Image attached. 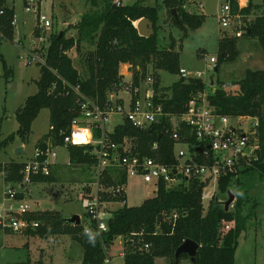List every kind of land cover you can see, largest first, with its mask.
I'll list each match as a JSON object with an SVG mask.
<instances>
[{
  "label": "trees",
  "instance_id": "1",
  "mask_svg": "<svg viewBox=\"0 0 264 264\" xmlns=\"http://www.w3.org/2000/svg\"><path fill=\"white\" fill-rule=\"evenodd\" d=\"M91 2L98 5L97 0ZM187 2L188 0H163L174 26L182 31L184 37L188 36L189 31L201 27L205 21L204 16H194L186 11ZM227 4L235 16L248 17L253 12L261 13L247 29L246 37L258 40L264 50V0L261 5H254L250 1L244 8L240 7L239 0H227ZM174 9L178 11L177 19L171 12ZM159 11V6L149 5L144 0H137L130 5H117L111 0H106L103 11L87 14L79 21L75 26L77 34L74 36L67 37L63 33L60 37V34H51L48 37L46 66H41V77L37 82L38 92L27 98L25 104L17 111L18 131L0 143V150L14 144L16 136L23 143H28L33 122L43 109H48L50 132L38 141L36 148L45 150L47 142L50 141L57 147L67 148L71 164L96 167L98 161L93 146L64 144V138L71 134V124L75 112L79 109V98L68 85L79 86L88 97L98 98L104 104L109 94L123 87V82L120 81V66L123 64L129 65L135 86L139 85L140 74L145 75L150 65L153 66L158 79L157 88L161 83L157 72L178 76L180 54L175 45L165 49L159 44ZM144 18L154 24L155 34L149 38L140 36L136 28V22ZM14 19L15 10L9 6V0H0L1 40L14 41ZM34 34L36 37L41 35L37 29ZM83 42L95 45L96 48L86 58L88 75L85 79L80 77L69 56L73 49L80 51ZM236 42L237 40L228 38L219 41L220 65L237 58L239 53ZM0 64L7 70L3 55H0ZM53 86L56 89L51 93ZM238 86L239 89L234 94L226 91L224 87L217 89L215 93L207 96V103L218 116L233 119L256 118L259 126L254 142L258 149L255 157L248 163H242L236 170L228 171L220 178L217 196L210 201L207 210L202 201L205 183L201 179H183L179 185L171 188L161 183L156 195L145 200L140 206H124L116 210L108 222V231L102 236L97 234L91 222V232L86 234L84 223L69 224L55 211L28 214L26 219L38 221L40 227L25 234L70 235L83 251L82 264H104L106 251L117 243L118 239L125 241L124 264H156L158 258L168 260L169 264H181L183 259L189 257L185 255L176 259L175 254L188 240L200 246L193 264H236L241 235L247 230L254 213L257 217L260 212L257 200L246 212L251 199L250 189L238 178L256 176L264 181V70H247ZM205 89L206 85L201 80L178 79L168 89V94L164 93L165 89L162 88L161 99L157 100V103L162 104L165 113L181 117L188 111L190 102L199 100ZM170 136L171 125L167 121L149 130L136 129L130 123L124 122L114 128L109 140L111 143L122 145L124 140L128 139L133 153L155 157L164 164L175 165L177 160L174 155V141ZM155 143L159 144V151H152ZM202 162L200 159V163ZM26 166L27 162L7 164L4 170L5 179L22 183ZM53 179L51 173L50 176L33 177L32 183H47ZM102 183L105 187H116L127 183V178L122 170L107 169ZM235 188L236 193L233 191ZM229 193L235 196V201L233 209L226 212L224 204L229 198ZM17 198L22 199L21 193L17 194ZM113 200H126V196ZM227 223L234 224L229 231H225Z\"/></svg>",
  "mask_w": 264,
  "mask_h": 264
},
{
  "label": "rangeland",
  "instance_id": "2",
  "mask_svg": "<svg viewBox=\"0 0 264 264\" xmlns=\"http://www.w3.org/2000/svg\"><path fill=\"white\" fill-rule=\"evenodd\" d=\"M106 0H97L98 5H93L91 0H9V6L15 10L16 26L14 41L0 39V55L6 60L7 70L1 66L0 70V143L8 137L15 135L18 131L16 120L17 111L25 104L27 98L38 92L37 82L41 77V65L32 62L28 57V49L37 48L39 39L34 34L37 29L40 34L49 37L51 34H66L67 37L77 34L75 26L87 14L103 11ZM110 1V0H109ZM113 1V0H111ZM123 5L133 4L137 0H119ZM145 3L159 6V21L157 37L161 48L169 49L175 45L180 54V69L185 68L196 73L206 70V66L212 57L217 59V67L220 65L219 41L224 38L237 40V58L223 62L219 71L205 76V96L213 94L215 90L224 87L229 93H236L239 89L238 83L244 78L247 70H264V50L258 40L246 37V31L253 20L261 13L253 12L248 17H239L232 22L228 28H223L219 21L220 12L227 4V0H188L186 11L194 16H204L205 21L201 27L189 31L184 37L181 30L173 24L169 10L163 4V0H144ZM254 5H261L263 0H251ZM249 4V3H248ZM32 5L30 12L26 11ZM172 12V11H171ZM45 15L52 23V28L44 32L38 28L37 15ZM178 11L176 10V14ZM138 22H136L137 25ZM234 28L241 32V36L231 33ZM238 37V38H234ZM20 45H19V43ZM40 47V45H39ZM95 45L83 42L81 50L73 49L69 56L73 60L74 67L79 71L82 79L88 75L86 58L90 52L95 50ZM226 60L228 58L226 57ZM120 66L122 89L114 93L113 101L118 103L119 97L125 99L127 107L130 96L124 92L126 83L131 81L132 73L129 65ZM154 73L152 65L148 68ZM159 73V74H158ZM162 81L164 93L178 80V76L165 72H157ZM179 75V74H178ZM215 86L211 87L213 84ZM109 131L124 123V117L112 115ZM236 120L233 119L235 124ZM250 120L239 121V127L249 130ZM50 112L43 109L32 124V133L29 142L26 143L25 154L21 159L30 161L34 159L36 144L50 132ZM252 125V124H251ZM22 142L16 136L14 144L0 150V172H5V167L11 162L19 161V155L15 150ZM51 144V143H50ZM52 146H55L52 144ZM41 150V149H39ZM58 158L56 165L52 168L53 181L47 183L27 184L23 190L19 184L6 180L0 174V204L9 189L21 193L22 199L6 201V207L13 205L15 209L20 204H27L32 213L55 211L59 212L63 219L73 215L81 217L82 224H88L86 213L82 207L84 186L95 183V167L71 164L69 152L65 147H57ZM121 171V169H117ZM249 190L248 208L259 201L260 212L257 217L252 216L247 230L239 242L236 264H264V181L258 177L240 176ZM217 183L212 181L208 187L209 193H216ZM235 193L237 189L233 190ZM233 192V193H234ZM156 195V187L145 183L140 177H131L126 187V202L128 207L142 205L145 200ZM228 201V200H227ZM204 208L207 210L210 199L203 200ZM121 205L115 206L120 209ZM233 209V204L230 206ZM225 234V233H224ZM119 240V239H118ZM125 241L120 239L107 251L110 264H124L123 249ZM83 251L70 235L58 233L54 235L31 236L16 234L4 230L0 226V264H82ZM158 264H169L164 258ZM164 259V260H163ZM181 264H192L189 259H183Z\"/></svg>",
  "mask_w": 264,
  "mask_h": 264
},
{
  "label": "built area",
  "instance_id": "3",
  "mask_svg": "<svg viewBox=\"0 0 264 264\" xmlns=\"http://www.w3.org/2000/svg\"><path fill=\"white\" fill-rule=\"evenodd\" d=\"M28 1L32 2V0ZM113 2L121 5L119 0H113ZM32 7V5L28 6L26 11L30 12ZM239 17L241 16L232 15L230 6L226 4L220 12L219 21L223 28H228ZM37 23L38 28L44 32L52 28V23L41 13L37 15ZM12 24L16 26L15 19ZM231 33L238 37L241 36V32L236 28ZM38 39V47L29 52L28 57L32 62L46 66L49 40L45 34H41ZM206 67L205 71L196 73L181 68L178 79L186 81L198 79L205 84L206 74H214L217 69L216 57H212ZM53 72L56 74L55 71ZM157 81L156 75L147 71L145 75L140 74L139 85L135 86L133 79L126 83L124 92L130 96L127 107L123 96L119 97L118 103H115L112 99L115 97L114 93H111L106 103L102 104L98 98L92 99L84 94L79 86L68 85L79 98V109L75 112L71 134L64 138V144L66 146H93L98 161L95 167L96 181L84 186L82 197V207L88 220V224L85 225L86 234L91 232L90 222L94 224L99 236L108 231V222L113 217V213L119 209L115 206L121 205L120 208L127 206L126 200H113V198L126 196L127 183L131 177L142 178L145 183L154 185L156 191L161 183L171 188L179 185L183 179H201L205 183L202 201L207 198L211 201L217 196V191L216 193L208 192L212 181H215L218 187L220 178L228 171L236 170L239 165L244 162L248 163L255 157L258 146L254 139L259 126L256 118H235L234 124L233 118L218 116L213 112L207 103L205 93L200 95L199 100L191 101L188 111L181 117L165 113L162 104L157 103V100L161 99L163 88L161 83L157 88ZM159 81L161 82L162 79ZM210 86L215 85L213 83ZM55 89L56 87L53 86L50 92L52 93ZM112 115L124 117V122L140 130L153 129L167 121L171 125L170 137L174 141V155L177 163L167 165L158 158L133 153L128 139H125L122 145L111 143L109 135L114 130L109 131V126ZM244 119L251 121L249 130L244 129V126L239 127V121ZM76 136L84 137L85 141L77 142ZM192 138L193 141H191ZM50 143V141L47 142L45 150L37 149L34 159L27 162L23 171V182L19 184L23 190L27 184L32 183L33 177L51 175L58 153L57 147ZM152 151H159L158 143L153 145ZM200 159L203 160L202 163ZM113 168L121 169L125 173L127 183L116 187H105L102 183L105 170ZM0 174L5 177V172H0ZM6 194L9 197H5L3 203L0 204V226L16 234H25L29 230L39 228L38 221L26 219V216L32 213L27 204H20L17 209L13 205L6 207V201L19 200L18 193L9 189ZM233 225L232 223L225 224V231H229ZM145 248L147 249L148 246L146 245ZM104 264H110V259L106 257Z\"/></svg>",
  "mask_w": 264,
  "mask_h": 264
},
{
  "label": "water",
  "instance_id": "4",
  "mask_svg": "<svg viewBox=\"0 0 264 264\" xmlns=\"http://www.w3.org/2000/svg\"><path fill=\"white\" fill-rule=\"evenodd\" d=\"M172 14L177 19V14H176L175 9L172 10ZM136 28L138 30L139 35L142 37L149 38L155 34L154 24L146 18L138 21ZM62 36H63V33L60 34V37ZM23 154H24L23 147H19L15 150V155H23ZM234 201H235V196L232 193H229L228 201H226L224 204L226 212L229 211L230 206L234 203ZM65 220L67 223L72 224V225L81 224V217L78 215H73L72 217L65 219ZM199 248L200 246L197 243L188 240L177 249L175 258L179 259L181 256L186 255L189 257L191 263L193 264L195 262Z\"/></svg>",
  "mask_w": 264,
  "mask_h": 264
},
{
  "label": "crops",
  "instance_id": "5",
  "mask_svg": "<svg viewBox=\"0 0 264 264\" xmlns=\"http://www.w3.org/2000/svg\"><path fill=\"white\" fill-rule=\"evenodd\" d=\"M251 0H239V3H240V6L242 7V8H244V7H246V6H248V3L250 2ZM15 20H16V17H15ZM14 32H15V30H14ZM19 43V42H18ZM19 45H20V43H19ZM35 48H31V49H28L27 50V52L29 53V52H31V51H33ZM4 57V56H3ZM6 61V60H5ZM1 64H0V70H1ZM121 67H125V65H121ZM22 142V141H21ZM18 147H23L24 148V154H25V151H26V143H23L22 142V144L21 145H19ZM36 150H37V148H35ZM21 156L22 155H19L18 157H20V159H19V161H17V162H21V163H24V162H29V161H27V160H24V159H21ZM32 160V159H31ZM242 236H243V234L241 235V238H242ZM241 238H240V240H241ZM117 242H119V240H117ZM237 252H238V250H237ZM237 252H236V256H237ZM122 256H123V254H122ZM162 259H156V264H158L157 262L158 261H161ZM164 260V259H163Z\"/></svg>",
  "mask_w": 264,
  "mask_h": 264
},
{
  "label": "bare ground",
  "instance_id": "6",
  "mask_svg": "<svg viewBox=\"0 0 264 264\" xmlns=\"http://www.w3.org/2000/svg\"><path fill=\"white\" fill-rule=\"evenodd\" d=\"M84 139H85V138L82 137V136H76V141H77V142H79V141H82V142H83V141H85Z\"/></svg>",
  "mask_w": 264,
  "mask_h": 264
}]
</instances>
